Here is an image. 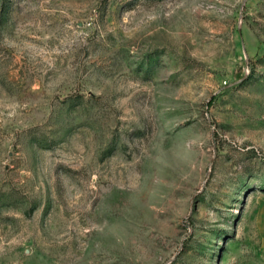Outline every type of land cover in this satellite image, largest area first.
I'll list each match as a JSON object with an SVG mask.
<instances>
[{"label":"rangeland","instance_id":"374dc122","mask_svg":"<svg viewBox=\"0 0 264 264\" xmlns=\"http://www.w3.org/2000/svg\"><path fill=\"white\" fill-rule=\"evenodd\" d=\"M0 264H264V0H0Z\"/></svg>","mask_w":264,"mask_h":264}]
</instances>
